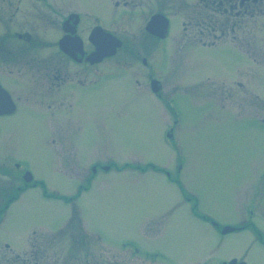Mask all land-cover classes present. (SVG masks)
Returning <instances> with one entry per match:
<instances>
[{"label": "rangeland", "instance_id": "rangeland-1", "mask_svg": "<svg viewBox=\"0 0 264 264\" xmlns=\"http://www.w3.org/2000/svg\"><path fill=\"white\" fill-rule=\"evenodd\" d=\"M49 1L48 9L34 0V33L44 31L43 14L50 21L53 8L72 9L130 43L114 60L148 56L139 12L121 11L113 0ZM135 2V11L159 10L171 20L159 63L151 64L161 101L140 66L138 80L134 70L102 66L103 83L77 96L71 110L65 99L63 109L52 104L53 126L48 112L23 103L0 120V160L25 159L44 182L22 189L10 205L0 264L13 263L4 243L20 255L17 264H215L231 257L264 264V7L230 15L200 0ZM54 28L50 22L47 49H21L3 35L1 58L65 59L52 44ZM0 76L17 94L12 78ZM57 99L50 101L57 106ZM95 164L110 168L92 174ZM11 176L0 175V185ZM81 185L88 190L74 198ZM213 223L246 230L223 236ZM30 240L34 260L23 258Z\"/></svg>", "mask_w": 264, "mask_h": 264}, {"label": "flooded vegetation", "instance_id": "flooded-vegetation-1", "mask_svg": "<svg viewBox=\"0 0 264 264\" xmlns=\"http://www.w3.org/2000/svg\"><path fill=\"white\" fill-rule=\"evenodd\" d=\"M124 1V3H120V1L118 0H113V5H115L116 8L121 7V11L123 10L128 14L139 12L140 18H143L144 16L146 19L142 34L144 35L146 41V45L144 46L143 50L148 55L147 57L135 59L132 61L126 60L127 58L114 60L113 58L117 54H119L120 50L125 48L128 49V46H130V43L122 41L121 46L117 48L114 55L102 59H96L94 53L96 51L97 45L95 40L91 38V35L94 29L99 26V24L96 23L97 20L94 21L91 18L82 17L79 12L72 9H65L62 11L56 7L57 9L53 8V11L51 12L53 14V17L50 18V21L49 18L45 16V14L42 15L41 23L44 31H42V34H37L36 32L34 33L35 28L33 25L35 8L34 0H0V49H2L3 38H6V36L3 35L10 36L13 40V45L15 47L18 46L21 49L29 50L36 46L39 48L47 47L49 41H47L46 39L49 38L50 33V29H48L47 32V28L51 22V24L55 25V28L57 29V34H55L54 36L58 35L57 38L52 42V44L57 47V51H60L61 54L66 57L65 59L52 60L49 58V55L46 54L42 59L32 57L25 58V60L17 59L12 62V60L9 61L10 54L7 58L4 57V59L1 58L0 53V73L10 76L19 90L16 94L15 91L9 89L3 83L0 76V120H5L7 118L16 116L20 110L21 103H23L29 109L37 107L39 109H42L44 112H48L50 114L49 120H51L50 125L52 124L53 126L52 122L54 120L51 118L52 104L55 106V109H63L65 101L68 100V110H71L73 108V101L77 96H79L81 93H91L95 86H97L101 81L103 83L104 80H101L102 75H100L103 74L100 72V67L102 66H108V68L116 69L118 72H122L124 70H134V76L136 80H138L141 76L139 68L140 66L143 70L149 73V75L147 76V80L145 79V82H149V92L154 97L160 98L161 101L160 92L162 89V85L160 83V80L152 77L153 74L151 64L154 62L159 63L160 58H157L156 54H159L162 49L163 41L166 40L167 37H169L168 35L170 30V23L168 33L166 34L165 38H161L157 34H152L147 31V27L150 24V21L153 18L156 19L159 15H165V12L159 10H156V12H154L151 9H149L147 13L139 10L135 11L141 7V4H139V2H135L136 0ZM204 1L205 0H200V2L203 3ZM251 1L253 3L252 9L253 11H256V1ZM38 2L41 3L43 7L47 6L48 9L53 5L52 2H48V0H38ZM130 2H132V4L129 5ZM243 3V0H241L238 6H242ZM128 6H132L133 8L130 9V7ZM237 13H239V11H237L236 14ZM125 18L128 17L125 16ZM124 23L126 24V26L128 25V21ZM120 25L124 24L120 23L117 27H119ZM112 29H114V27ZM112 29L108 31H110L116 37L120 38L119 36H117V34L120 33ZM35 34H37L38 36L42 35V38L40 36L39 37L41 39L37 38ZM120 40L122 39L120 38ZM131 48V52L134 55V51H132L134 49L133 47ZM237 49L242 51L241 48L237 47ZM12 50H10V52H12ZM244 52L246 53V51ZM14 54L15 53L13 52V55ZM247 56L249 55L247 54ZM250 60L257 66L256 61L252 60L251 58ZM8 62L13 65H9ZM106 63L111 64L106 65ZM82 71H84V74L82 73ZM34 72H36L37 75H34ZM240 84H242V82H240ZM137 85H139V82L137 83ZM52 96L58 98V107L56 106V104H54V102L51 103L50 98ZM63 99H65L64 102H62ZM109 168L110 166L108 165L96 166L95 164L91 165L90 171L92 174H96L98 170L108 171ZM3 172L6 175L11 174L12 176L11 178L8 177L10 179V185H7L8 179L5 180L4 184L2 183L0 185V226L3 219H5L9 212L10 205L18 199L22 189L31 186L35 187L38 184L43 186L44 184V182L42 181L35 180V174L31 170L29 163L25 159H14L13 161L12 159L0 160V175L2 178L3 176H5ZM90 179L88 178V181H86L89 182ZM14 180L20 182L21 185H16L17 187L13 186L12 181ZM80 187L82 188V186ZM203 219L206 220L207 218ZM246 224L252 229H255L254 224ZM213 226L219 229L223 236L230 233L246 230L245 225H233L231 226L233 227V229H230L228 233H222L224 227L222 228L217 223H213ZM4 246L5 248L10 249V251H8L9 254H6L7 258L13 260L12 264H17L20 255H18V253L11 247V245L4 243ZM29 248L30 250H33L29 251V254L23 255V258H31L33 260L36 259V253L34 251L35 243L31 242V240L29 241ZM230 262H235L236 264H248L244 259H239L237 257H231L229 259H223L220 261L217 260L215 264H228ZM208 263L211 262H201V264Z\"/></svg>", "mask_w": 264, "mask_h": 264}, {"label": "water", "instance_id": "water-1", "mask_svg": "<svg viewBox=\"0 0 264 264\" xmlns=\"http://www.w3.org/2000/svg\"><path fill=\"white\" fill-rule=\"evenodd\" d=\"M158 20V19H157ZM152 23V27L150 26L148 30L150 32L158 33L160 30V23ZM93 40H95L97 48L94 53V56L96 59H102L103 57H107L110 55H113L115 53L116 47L120 46L119 40H116L114 37H112L109 34H106L102 32V30H95L94 31V36L91 37ZM63 48V47H62ZM228 229L231 228H225L223 230V233L228 231ZM234 264V262L230 263Z\"/></svg>", "mask_w": 264, "mask_h": 264}, {"label": "trees", "instance_id": "trees-1", "mask_svg": "<svg viewBox=\"0 0 264 264\" xmlns=\"http://www.w3.org/2000/svg\"><path fill=\"white\" fill-rule=\"evenodd\" d=\"M256 1V6L257 9L263 8L264 7V0H255ZM240 2V0H205L204 4L207 6L215 7L217 11L221 13H232L237 9V4ZM253 3L251 0H246L244 1L242 6H239V9H244L245 12H248L249 9L252 6Z\"/></svg>", "mask_w": 264, "mask_h": 264}, {"label": "bare ground", "instance_id": "bare-ground-1", "mask_svg": "<svg viewBox=\"0 0 264 264\" xmlns=\"http://www.w3.org/2000/svg\"><path fill=\"white\" fill-rule=\"evenodd\" d=\"M171 28V27H170ZM169 34H170V30H169ZM169 36V35H168ZM168 38V37H167Z\"/></svg>", "mask_w": 264, "mask_h": 264}]
</instances>
